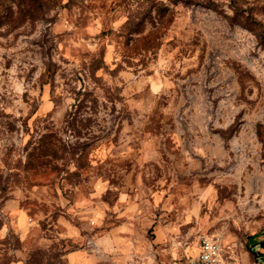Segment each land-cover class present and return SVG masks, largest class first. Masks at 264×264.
<instances>
[{
    "label": "rangeland",
    "instance_id": "1",
    "mask_svg": "<svg viewBox=\"0 0 264 264\" xmlns=\"http://www.w3.org/2000/svg\"><path fill=\"white\" fill-rule=\"evenodd\" d=\"M200 234L264 264V0H0V264Z\"/></svg>",
    "mask_w": 264,
    "mask_h": 264
},
{
    "label": "built area",
    "instance_id": "2",
    "mask_svg": "<svg viewBox=\"0 0 264 264\" xmlns=\"http://www.w3.org/2000/svg\"><path fill=\"white\" fill-rule=\"evenodd\" d=\"M199 249L175 264H236L230 256L225 254L223 242L208 234H200L198 238Z\"/></svg>",
    "mask_w": 264,
    "mask_h": 264
},
{
    "label": "crops",
    "instance_id": "3",
    "mask_svg": "<svg viewBox=\"0 0 264 264\" xmlns=\"http://www.w3.org/2000/svg\"><path fill=\"white\" fill-rule=\"evenodd\" d=\"M160 240L161 239H160L159 235H156V241H160ZM198 249H199V244H198L197 250ZM128 251H129V254L127 253L128 255L125 256L126 257L125 259H126L127 262H129L134 257L132 252H130V250H128ZM181 259L185 260L186 258H178V259H175L174 261H171V262H169L167 264H175L176 262H178ZM102 264H103V262H102ZM151 264H160V263L154 261V262H151Z\"/></svg>",
    "mask_w": 264,
    "mask_h": 264
},
{
    "label": "water",
    "instance_id": "4",
    "mask_svg": "<svg viewBox=\"0 0 264 264\" xmlns=\"http://www.w3.org/2000/svg\"><path fill=\"white\" fill-rule=\"evenodd\" d=\"M259 244H260L261 247L264 246V240L261 241ZM252 251H253L255 256H260V254L258 253L257 249H252Z\"/></svg>",
    "mask_w": 264,
    "mask_h": 264
}]
</instances>
